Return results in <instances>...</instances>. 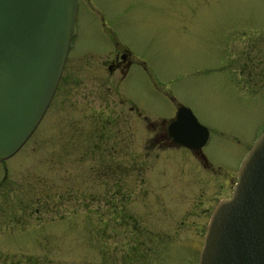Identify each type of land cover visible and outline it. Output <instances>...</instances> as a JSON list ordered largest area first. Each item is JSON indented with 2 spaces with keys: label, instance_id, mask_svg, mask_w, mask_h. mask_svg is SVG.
<instances>
[{
  "label": "rangeland",
  "instance_id": "rangeland-1",
  "mask_svg": "<svg viewBox=\"0 0 264 264\" xmlns=\"http://www.w3.org/2000/svg\"><path fill=\"white\" fill-rule=\"evenodd\" d=\"M78 2L48 108L0 162V264H197L210 211L264 129V0ZM101 22L146 65L121 85ZM120 98L151 119L188 106L210 166L185 146L147 147L137 119L134 135L96 132Z\"/></svg>",
  "mask_w": 264,
  "mask_h": 264
},
{
  "label": "water",
  "instance_id": "water-1",
  "mask_svg": "<svg viewBox=\"0 0 264 264\" xmlns=\"http://www.w3.org/2000/svg\"><path fill=\"white\" fill-rule=\"evenodd\" d=\"M76 0H0V161L45 112L59 81ZM175 144L200 159L209 130L184 104L168 124ZM198 264H264V130L242 159L229 197L214 205Z\"/></svg>",
  "mask_w": 264,
  "mask_h": 264
},
{
  "label": "flooded vegetation",
  "instance_id": "flooded-vegetation-1",
  "mask_svg": "<svg viewBox=\"0 0 264 264\" xmlns=\"http://www.w3.org/2000/svg\"><path fill=\"white\" fill-rule=\"evenodd\" d=\"M78 1L79 0H77V5H76V17H77V11H78V3H79ZM101 19H103V17H101ZM104 24H105L104 22H101L100 24L103 32L106 34V36L109 39H112L114 41L113 43L115 45L113 50L107 54V58L104 59L103 61L104 66L106 67L108 71L107 73H109L110 76L112 75L116 77V80H115L116 84L118 83V85H121L125 81V79L128 78L135 63L137 62L141 63L143 68H146V65L143 61L137 60L134 57L132 51L126 45L120 44V42L117 40V37L114 35V33L106 29L104 27ZM106 80L107 79L105 77L98 78V81L100 82V84L98 85L99 88H97V91L103 85L102 83L106 82ZM169 97L173 98L171 94H169ZM178 104L180 103H176V106ZM114 111H115L114 114L109 113L108 116L105 115L104 117H102L103 116L102 114H99L100 124L96 123V132L100 131L101 135H103V133L104 135L110 133L111 135L117 136L120 132L126 135H134L135 128H134L133 122L131 123V121H134L135 119H137L138 121L141 122L140 124L141 128L143 127L145 128L147 133L149 132L147 135L148 137L146 139L147 147H152V146L164 147L168 145L169 146H182L180 144H175L173 137L170 135L169 129H168V124L170 120L173 118V116L175 115L176 108H175V111L171 115L161 116V117H158L157 119L156 118L151 119V117L147 113H145L144 110L140 109V107L136 105V103L133 100L127 101V99L125 98H120L119 101H117V104L114 106ZM102 118H105L108 121L107 124H109L111 128L109 126L106 127L107 124L103 122ZM84 131H85V128H83V132ZM117 144H118V139L116 138V142L114 141V144L112 143L109 146V148L115 149L118 152L117 148L115 147L117 146ZM99 162H100V167L106 165L104 164L105 162H103L101 158H99ZM117 162L118 161H115V162L107 161V163H109V166L111 168L109 172L114 173L113 177H117V170H118ZM201 162H202V166H205V167L210 166V163L206 159H201ZM129 170L131 169L127 168V171ZM100 172H102L101 169H100ZM232 185H231V189H232ZM231 189H230V192H231ZM0 206H3V205L0 203ZM5 260L6 259L4 258L3 261H1L2 264L6 263Z\"/></svg>",
  "mask_w": 264,
  "mask_h": 264
},
{
  "label": "bare ground",
  "instance_id": "bare-ground-1",
  "mask_svg": "<svg viewBox=\"0 0 264 264\" xmlns=\"http://www.w3.org/2000/svg\"><path fill=\"white\" fill-rule=\"evenodd\" d=\"M41 119H42V118H41ZM40 121H41V120H40ZM34 131H35V129H34L33 132L30 134V136L34 133ZM30 136H29V137H30ZM29 137H28V139H29ZM28 139H27V140H28ZM27 140H26V141H27ZM26 141H25V142H26ZM25 142H24V143H25ZM24 143H23V144H24Z\"/></svg>",
  "mask_w": 264,
  "mask_h": 264
}]
</instances>
